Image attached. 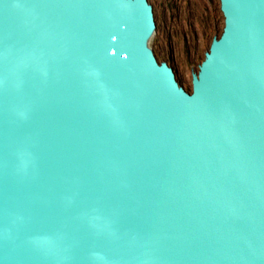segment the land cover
Segmentation results:
<instances>
[{
  "label": "water",
  "instance_id": "1",
  "mask_svg": "<svg viewBox=\"0 0 264 264\" xmlns=\"http://www.w3.org/2000/svg\"><path fill=\"white\" fill-rule=\"evenodd\" d=\"M191 92L148 0H0V264H264V0Z\"/></svg>",
  "mask_w": 264,
  "mask_h": 264
},
{
  "label": "rangeland",
  "instance_id": "2",
  "mask_svg": "<svg viewBox=\"0 0 264 264\" xmlns=\"http://www.w3.org/2000/svg\"><path fill=\"white\" fill-rule=\"evenodd\" d=\"M156 30L149 41L158 61L167 62L177 81L191 92L192 74L204 59L212 39L224 25L219 0H148Z\"/></svg>",
  "mask_w": 264,
  "mask_h": 264
}]
</instances>
